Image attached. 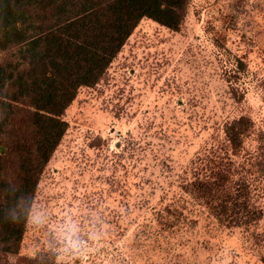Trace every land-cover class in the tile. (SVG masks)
Wrapping results in <instances>:
<instances>
[{
    "label": "rangeland",
    "instance_id": "rangeland-1",
    "mask_svg": "<svg viewBox=\"0 0 264 264\" xmlns=\"http://www.w3.org/2000/svg\"><path fill=\"white\" fill-rule=\"evenodd\" d=\"M241 115L253 120L243 172L264 209V168L252 165L264 159V0H189L179 31L142 19L67 109L69 128L41 178L21 251L0 261L44 250L61 264H264V216L231 229L199 211L174 254L134 246L138 204L170 195Z\"/></svg>",
    "mask_w": 264,
    "mask_h": 264
},
{
    "label": "trees",
    "instance_id": "trees-1",
    "mask_svg": "<svg viewBox=\"0 0 264 264\" xmlns=\"http://www.w3.org/2000/svg\"><path fill=\"white\" fill-rule=\"evenodd\" d=\"M188 10L189 0H0V253L21 251L41 178L80 89L102 79L142 19L179 31ZM223 131L207 157L178 175L170 195L158 205L138 204L135 247L174 254L199 211L231 229L248 230L263 218L241 157L253 120L241 115ZM256 161L264 168V159ZM261 240L264 263V234ZM0 264L61 263L37 250Z\"/></svg>",
    "mask_w": 264,
    "mask_h": 264
},
{
    "label": "clouds",
    "instance_id": "clouds-1",
    "mask_svg": "<svg viewBox=\"0 0 264 264\" xmlns=\"http://www.w3.org/2000/svg\"><path fill=\"white\" fill-rule=\"evenodd\" d=\"M68 231L70 233V236H69V243L72 244L73 241L71 239V236H73L75 234V231H76V228L74 225H70L69 228H68Z\"/></svg>",
    "mask_w": 264,
    "mask_h": 264
}]
</instances>
